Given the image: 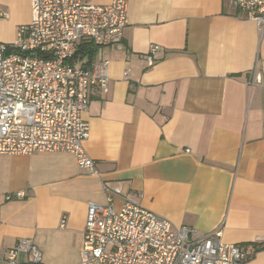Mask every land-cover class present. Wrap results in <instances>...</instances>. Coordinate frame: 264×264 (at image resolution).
I'll return each mask as SVG.
<instances>
[{"label": "crops", "instance_id": "0c3cea01", "mask_svg": "<svg viewBox=\"0 0 264 264\" xmlns=\"http://www.w3.org/2000/svg\"><path fill=\"white\" fill-rule=\"evenodd\" d=\"M2 11L9 43L30 21L29 1L0 0ZM127 19L122 38L96 52L108 87L90 88L83 114L101 176L67 152L0 154V264L19 238L35 242L42 264H77L102 182L197 236L220 227L245 264H264V32L229 0H128ZM18 191L24 198L6 199Z\"/></svg>", "mask_w": 264, "mask_h": 264}, {"label": "built area", "instance_id": "2783aa9c", "mask_svg": "<svg viewBox=\"0 0 264 264\" xmlns=\"http://www.w3.org/2000/svg\"><path fill=\"white\" fill-rule=\"evenodd\" d=\"M28 1L30 21L18 26L12 42H0V154L67 152L87 174L101 176L84 148L89 123L83 114L90 88L107 90L108 62L96 58V52L122 38L128 0ZM229 4L264 32V0H229ZM82 43L94 48L91 57L87 51H77ZM158 50L153 45L145 54L148 65L154 63ZM129 71H124L125 79ZM257 82L253 76L247 84ZM102 189L105 201L87 205L77 264H245L248 260L240 244L221 239L220 227L197 236L190 226H172L118 186L109 188L102 182ZM24 196L18 191L6 199ZM115 196L123 198L119 207L113 203ZM20 255L24 259L18 261ZM4 260L42 264V253L32 239L19 238L6 250Z\"/></svg>", "mask_w": 264, "mask_h": 264}, {"label": "trees", "instance_id": "16d2710c", "mask_svg": "<svg viewBox=\"0 0 264 264\" xmlns=\"http://www.w3.org/2000/svg\"><path fill=\"white\" fill-rule=\"evenodd\" d=\"M80 53H83V51H87L90 54V57L93 55L94 53V48H91V44L90 43H82L81 45H79V49L77 50Z\"/></svg>", "mask_w": 264, "mask_h": 264}]
</instances>
